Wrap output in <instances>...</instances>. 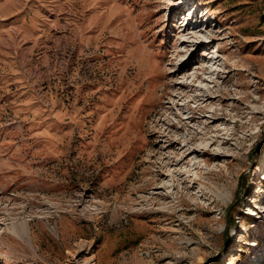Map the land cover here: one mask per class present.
<instances>
[{
    "label": "rangeland",
    "instance_id": "374dc122",
    "mask_svg": "<svg viewBox=\"0 0 264 264\" xmlns=\"http://www.w3.org/2000/svg\"><path fill=\"white\" fill-rule=\"evenodd\" d=\"M0 264H264V0H0Z\"/></svg>",
    "mask_w": 264,
    "mask_h": 264
},
{
    "label": "bare ground",
    "instance_id": "6f19581e",
    "mask_svg": "<svg viewBox=\"0 0 264 264\" xmlns=\"http://www.w3.org/2000/svg\"><path fill=\"white\" fill-rule=\"evenodd\" d=\"M195 16V14L190 18V20L192 21V19H193V17ZM188 24V22L186 23V25ZM196 33H198L197 31H196ZM172 146V145H171ZM212 146V144H210L209 145V147H211ZM185 148V158L190 154V153H188L187 151H189L190 150V148L188 147V145H186V146H180V149H184ZM187 152V153H186ZM219 156H221V155H218V157ZM183 161V158H182V160H181V162ZM186 163V162H185Z\"/></svg>",
    "mask_w": 264,
    "mask_h": 264
}]
</instances>
